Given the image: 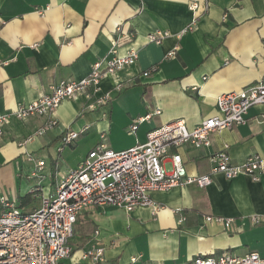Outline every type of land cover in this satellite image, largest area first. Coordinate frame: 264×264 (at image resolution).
I'll return each instance as SVG.
<instances>
[{
    "label": "crops",
    "instance_id": "crops-1",
    "mask_svg": "<svg viewBox=\"0 0 264 264\" xmlns=\"http://www.w3.org/2000/svg\"><path fill=\"white\" fill-rule=\"evenodd\" d=\"M158 31L168 37L162 44L149 42ZM124 32L132 38L118 40ZM115 44L120 55L135 51L138 60L101 81L96 97L108 94L105 104H94L95 98L64 101L55 113L58 125L43 136L34 137L47 117L14 118L7 126L0 137V210L2 198L27 213L40 208L102 135L109 148L122 151L144 144L149 131L174 120L193 129L217 115L221 94L263 80L264 0H0V113L37 101L62 80L88 77ZM175 48V57L167 58ZM153 66L158 70L145 76ZM149 114L132 132L135 121ZM263 118L264 105L253 107L246 124L213 133L209 147L185 144L174 151L192 176L210 174L211 156L226 146L231 163L240 165L264 154ZM87 126L80 135L87 139L62 147L67 130ZM78 141L88 142V153L72 161L69 153ZM29 155L44 162L41 172ZM164 164L170 169V158ZM152 199L155 206L129 213L114 206L86 208L71 239L74 256L62 264H179L204 254L240 257L253 251L264 258V224L251 220L264 216V174L253 181L218 173L206 188L156 191ZM210 216L234 218L233 229L207 222ZM94 247L104 248V262L82 260Z\"/></svg>",
    "mask_w": 264,
    "mask_h": 264
},
{
    "label": "built area",
    "instance_id": "built-area-1",
    "mask_svg": "<svg viewBox=\"0 0 264 264\" xmlns=\"http://www.w3.org/2000/svg\"><path fill=\"white\" fill-rule=\"evenodd\" d=\"M117 31L122 32L120 27ZM167 37L166 32L158 31L150 34L148 40L162 44ZM123 38L130 39L132 35L124 32L118 40ZM176 52L177 48L173 49L167 58H174ZM137 60V52L120 55L115 44L109 58L92 65L88 77L80 81L62 80L51 86L37 101L22 104L11 112L0 113V137L5 134L12 119L24 122L34 116L48 118L34 137L45 135L58 125L55 113L66 100L79 101L84 98L89 102L95 98L94 104H105L110 99L108 94L96 97L101 81L135 65ZM157 70L158 66H153L144 75ZM94 104L89 107L94 108ZM259 105H264V79L240 91L221 94L217 98V115L203 120L193 129L184 120H174L149 131L144 144L122 151L109 148L102 135V142L89 152L76 169L61 178L54 193L42 198L40 208L27 213L16 202L2 198L0 264H62L64 260L72 258L71 239L75 224L79 215L91 206H114L128 213L139 207H153V192L190 185L206 188L212 184L213 175L218 173L227 179L247 175L253 181H259L264 174V154H252L242 164L233 165L226 146L225 151L211 156L213 167L210 174L192 176L188 174L183 157L174 151L185 144L195 148L209 147L213 133L246 124L250 109ZM156 113L160 114V111ZM151 117L149 114L135 121L131 131L136 132L139 123ZM88 129L87 126L82 131L67 130L62 137V147L73 145ZM168 158L171 161L170 169L164 164ZM28 160L35 162L36 172L43 170V161L32 155L28 156ZM39 190L36 188L32 193L36 194ZM213 220L228 230H232L235 223L234 218H206L207 222ZM251 220L254 226L264 224V216H253ZM81 258L85 262L102 263L105 261L104 248L94 247L83 252ZM179 264H264V258L256 251L240 257L222 252L204 254Z\"/></svg>",
    "mask_w": 264,
    "mask_h": 264
},
{
    "label": "rangeland",
    "instance_id": "rangeland-1",
    "mask_svg": "<svg viewBox=\"0 0 264 264\" xmlns=\"http://www.w3.org/2000/svg\"><path fill=\"white\" fill-rule=\"evenodd\" d=\"M88 135H82L79 137V141L83 140V139H87ZM78 141V145L72 149V153L70 154V158L72 159V161H79L80 159H82V157H85L86 154L88 153V142L85 141L83 143H79Z\"/></svg>",
    "mask_w": 264,
    "mask_h": 264
}]
</instances>
